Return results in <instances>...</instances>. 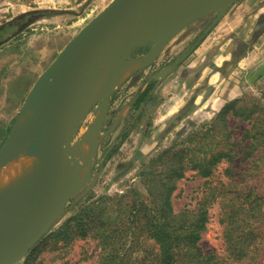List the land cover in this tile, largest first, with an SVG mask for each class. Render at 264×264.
Listing matches in <instances>:
<instances>
[{"label":"rangeland","instance_id":"374dc122","mask_svg":"<svg viewBox=\"0 0 264 264\" xmlns=\"http://www.w3.org/2000/svg\"><path fill=\"white\" fill-rule=\"evenodd\" d=\"M111 1L0 0V146L36 79L70 39ZM263 4L264 0H235L231 5L200 16L172 38L145 68L123 83L113 85L111 91L107 89L79 112L74 122L70 155L73 171L70 194L50 227L15 264H98V239L90 230L96 219L90 215L80 223L77 221L79 213L90 205L95 206L101 196L134 191L139 198H148L139 173L150 159L170 145H175L174 149L181 148V140L211 123L224 107L217 110L218 103H215V99L220 103L223 90L213 92L208 78H199L208 72L209 67L221 71L226 67L223 62L226 20L234 17L237 22L234 33L237 34L246 16ZM255 32L248 41L251 48L263 45ZM246 44L241 49L238 43L235 61L246 52ZM98 59L91 68L92 79ZM192 74H198V79L190 80ZM92 79H85L83 91L87 92L86 87ZM151 84L145 98L136 103L142 91ZM238 98H243L246 107L255 109L251 118L246 120L230 113L225 116L232 135L240 139L242 134H249L253 122L264 125V79H253L241 95L228 101ZM206 102L212 107L207 108ZM248 141L245 140L240 147ZM244 151L247 150H242L233 161L220 163L209 178L201 177L195 171L187 172L177 181L171 198L177 212L200 203L207 192L209 183L206 181L209 179L211 185L218 181L220 185L224 181L234 187L240 184L237 181L242 177L248 184H256L257 196L251 197L255 198L253 204H259L258 216L252 220L254 236L241 243L247 249H254L250 256L255 259L239 261L230 257L224 234L223 201L218 197L208 208L205 228L197 245L205 253H213L221 264H264V145L256 148L250 156L244 157ZM82 153L83 156L79 157ZM74 156H78L77 159ZM256 157H260V170L253 171L250 163ZM22 158L27 159L23 152L8 160L0 167L2 174L12 168L15 160ZM252 171L255 173L250 175ZM19 203L9 217L10 225L18 216V208L22 206ZM146 246L144 243L142 248Z\"/></svg>","mask_w":264,"mask_h":264},{"label":"trees","instance_id":"16d2710c","mask_svg":"<svg viewBox=\"0 0 264 264\" xmlns=\"http://www.w3.org/2000/svg\"><path fill=\"white\" fill-rule=\"evenodd\" d=\"M152 85L146 86L136 103L145 98ZM254 111L245 106L243 98L228 101L211 123L181 140V148L174 149L175 145H170L157 152L139 173L147 199L127 191L115 196H101L95 206L81 211L78 222H84L90 215L96 219L90 230L98 239L97 263L221 264L213 253H205L197 245L205 228L208 208L218 197L223 201L224 234L230 257L239 261L255 259L250 256L254 249H247L241 243L254 236L252 220L258 216L259 204H253L255 198L251 197L257 196L256 184H248L242 177L237 181L240 184L234 187L224 181L220 185L219 181L211 185L209 179L206 181L209 183L207 192L200 203L177 212L171 199L177 181L187 172L195 171V174L209 178L220 163L233 161L244 149L247 151L243 156H250L264 145V125L253 122L249 134L246 132L239 139L232 135L225 119L230 113L246 120ZM245 140L249 141L240 147ZM259 161L260 157L251 160V170H260ZM253 171L249 174L255 173ZM144 243L148 247L142 248Z\"/></svg>","mask_w":264,"mask_h":264},{"label":"water","instance_id":"95a60500","mask_svg":"<svg viewBox=\"0 0 264 264\" xmlns=\"http://www.w3.org/2000/svg\"><path fill=\"white\" fill-rule=\"evenodd\" d=\"M156 1L112 0L70 39L27 94L19 116L29 115L34 120L30 143L26 149L20 148L22 139L11 135L13 124L0 146V167L21 152L28 159L44 145L51 147V155L25 193L10 192L0 199V220L13 233L5 239L0 227V264L18 262L50 227L70 194L74 122L81 111L85 79H92L91 68L98 56L97 64L112 52L121 57L130 46L145 43L153 34L158 35V45L146 57L151 62L188 24L235 0H227L222 6L216 0H195L178 18L162 14L168 7L152 8ZM118 68L119 62L111 67L103 93L115 85ZM18 203L22 206L10 225L9 217Z\"/></svg>","mask_w":264,"mask_h":264},{"label":"crops","instance_id":"0c3cea01","mask_svg":"<svg viewBox=\"0 0 264 264\" xmlns=\"http://www.w3.org/2000/svg\"><path fill=\"white\" fill-rule=\"evenodd\" d=\"M194 1L195 0H192L188 7H185L178 12L172 13L171 11L166 10L162 11V14L166 15V17H181V14L185 12L189 7H191ZM261 20L263 22H260ZM235 25H237V22H235L234 17H232L231 19H227L224 25V37L226 41L225 56L223 58V62L226 63L224 71H221L220 69H211V67H209L208 72L203 75L200 74L201 76L199 78L202 79L203 77H207L209 80L208 83L210 84L213 92H217L220 89L223 90L222 97L219 98L220 103L217 102V99H215V103H218L216 105L217 110L222 108L225 105L226 101L238 97V95H241L244 91V88H246L248 84H250V81H252L253 79H256L258 81L260 78L264 79V4L262 6H258L255 11L249 13V15L246 16V18L242 21L241 27L237 34L234 33L236 27ZM254 32L256 33L255 35H257V38L260 36L258 40L263 41V45L261 47H258L257 45L253 48L249 47L251 43H249L248 41L250 40V38H253L252 36H254ZM155 36L157 37L158 35ZM155 36L152 34L149 40L145 41V43H137L130 46L126 53H123L124 57H122L123 55H121L120 57V54L115 55L116 59L113 64L119 62L120 68H124L123 66H125L126 64L128 65V62L133 63L134 61L139 63V65L141 64L139 61L142 62L140 66L134 68L125 77L122 83L133 74L141 71L149 64L146 57L149 54H152L156 50L158 45V41ZM238 37L240 38L238 39ZM238 43L241 45V49L244 48V44H249H246L248 46L246 52L241 53L240 57H237V61H235L234 55L238 50ZM113 64L111 65V67L113 66ZM120 68H118L115 75L120 72V70L122 69ZM197 76L198 74H192L190 76V80L198 79ZM221 85H223L222 88ZM206 103L208 104V102ZM208 107H212L210 102L207 105V108ZM2 172L3 171L0 170V176H2ZM4 192L2 191V194L4 195H1L0 199L5 195L10 194V191H6V194ZM0 222L3 223L2 220H0Z\"/></svg>","mask_w":264,"mask_h":264},{"label":"bare ground","instance_id":"6f19581e","mask_svg":"<svg viewBox=\"0 0 264 264\" xmlns=\"http://www.w3.org/2000/svg\"><path fill=\"white\" fill-rule=\"evenodd\" d=\"M191 2H192V0H157L156 2L151 4L152 6L151 5L150 6L152 8H160V7L166 8V7H168V9H165V10H168V11H171L172 13L173 12L175 13V12H178L179 10L185 8V7H188ZM226 2H227V0H216V4L220 5V6H222ZM115 57L116 56H115L114 52L109 53L106 55L105 58H102V60L103 59L104 60L102 61V64L100 63L101 64L100 66H99V64H97L98 67L95 65L97 67V69L95 70L96 74L93 73V71H92V73L95 75L92 79L91 84L89 82L88 87H86V88H88L87 92L84 91L85 97H83V98H85V100L82 99L83 101L79 104V108H80L79 110L85 109L91 102L97 100L98 98H100L102 96V93L104 91V89H103L104 79H106L107 71H109L108 69H110L111 65L115 61V59H116ZM139 62L142 64L141 61H139ZM140 65H139V63L133 61V63L128 62V65L126 64L125 66H123L124 68L121 67L122 69L121 68H120L121 70L119 69L120 72L115 77V85L120 84L125 79V77L134 68H136ZM13 124L14 125H13L11 135L14 138H21L22 139L21 140L22 143L20 145V148L24 150L28 147V145L30 143L32 132H33V127H34V120L29 115H20L15 120V122ZM88 135H90V134H88ZM88 135H86V136L89 137ZM89 138H86V140L87 139L89 140ZM79 142H82V141H79ZM81 145L82 144H80L78 146H81ZM82 147H84V146H82ZM78 150H81V147ZM77 154H78V152H77ZM50 155H51V147L48 145H44L40 150H38L30 158H28L26 160L23 158L19 159L17 161L15 160V162L12 163V165H11L12 168L9 169L7 171V173L2 174V176H0V196L4 195V194H2V191L3 192L4 191L5 192L10 191L13 193H21V194L25 193L27 191L28 187L32 186V184L34 183L35 175L38 172V170L40 169V167L46 163V160L50 159ZM82 156H83V153L79 157H82ZM74 157H76V156H74ZM77 157L75 159H77ZM16 158H18V157H16ZM86 163H88V161H86ZM78 167H81V166H78ZM82 168L83 167H81V169ZM81 171H83V170H81ZM76 176H78V175H76ZM81 177H82V175H81ZM74 178H75V176H74ZM78 179H79V177H78ZM0 227L2 228L3 232L5 233V239L11 238V236H13L12 231H10V229H8L7 226H4V224L1 223Z\"/></svg>","mask_w":264,"mask_h":264}]
</instances>
